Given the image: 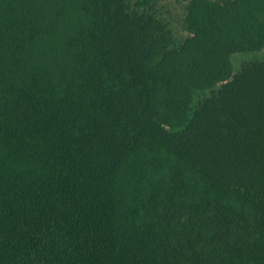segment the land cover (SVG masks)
<instances>
[{
  "label": "trees",
  "instance_id": "obj_1",
  "mask_svg": "<svg viewBox=\"0 0 264 264\" xmlns=\"http://www.w3.org/2000/svg\"><path fill=\"white\" fill-rule=\"evenodd\" d=\"M172 23L0 0V264H264V0Z\"/></svg>",
  "mask_w": 264,
  "mask_h": 264
},
{
  "label": "rangeland",
  "instance_id": "obj_2",
  "mask_svg": "<svg viewBox=\"0 0 264 264\" xmlns=\"http://www.w3.org/2000/svg\"><path fill=\"white\" fill-rule=\"evenodd\" d=\"M158 1L160 4L167 7L171 11L173 28L175 27L177 31H181L180 19L183 12L184 0H158ZM253 60L264 61V49L234 53L232 56V65L234 70L237 71L241 67L242 63ZM210 93L211 92L207 90L204 92H199L198 96L209 95Z\"/></svg>",
  "mask_w": 264,
  "mask_h": 264
}]
</instances>
